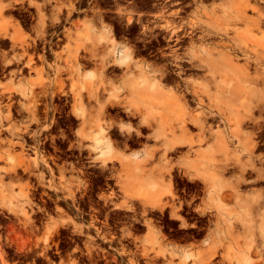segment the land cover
<instances>
[{"label":"rangeland","instance_id":"obj_1","mask_svg":"<svg viewBox=\"0 0 264 264\" xmlns=\"http://www.w3.org/2000/svg\"><path fill=\"white\" fill-rule=\"evenodd\" d=\"M2 1L0 264H117L113 258L123 256L132 257L140 264H146V258L149 260L147 263L155 261V264H264L262 211L251 212L254 221L244 231L238 220L242 212L234 206L231 192L222 205L212 206L208 191L202 184L186 179L175 166L172 173H176L178 180H169L167 174L163 182L144 187L133 181L127 182L126 187L131 192L127 195L117 185H113L112 190L107 188L105 179L98 174L102 173L98 160L108 154L101 155L95 149L88 156L86 151H79L80 121L69 120L74 94L80 92L84 115L96 118L98 109H95L96 100L91 90L97 86L100 87L99 94L108 92L112 85L121 82L127 72L123 63L115 61L116 52L112 44L131 51L136 62L162 65L164 43L152 40V35L160 31L152 27L151 19L157 14L166 15L168 11L161 12L157 0ZM177 1L169 8H178L177 19L193 18L195 3L192 0H173ZM128 15H132L129 24L126 22ZM142 23H146L145 26ZM148 29H153V34ZM101 45L107 46L106 51L111 53L101 55ZM18 83L25 84L23 89L33 83L30 84L32 91L36 90L33 98L24 96ZM58 83L62 85V92L57 87ZM51 85L54 87L50 88ZM28 108L35 111L33 120ZM103 114H99L102 129H106L109 118L112 121L116 119V125L128 122L123 111L107 110ZM97 124L92 125V135H99ZM50 134L54 135V144L48 139ZM127 135L112 136L116 140L111 151L130 158L132 163L135 155L142 159L146 150L154 145L148 132L140 128L134 127L130 136ZM83 141L84 144L90 143V138L86 136ZM176 154L171 155L175 164L178 160ZM52 161L62 166L61 171ZM117 162L108 161L107 167L118 170L120 165ZM156 163L157 159L153 158L145 165V170ZM48 167L53 169L51 176L47 172ZM228 175L225 174L226 177ZM169 183L176 195L175 205L178 202L183 205L178 211L180 219L164 218L168 207L161 214L151 206L160 199L170 198L166 193L159 194L167 190ZM245 189L264 190V182L247 178L240 187L242 192ZM225 190L227 193L230 191ZM108 191H114V194L110 195ZM102 196H107V199ZM201 208H205L204 212ZM217 213L231 224L233 235L226 234L227 225L216 224ZM143 220L151 221L150 230ZM150 238L156 242L151 243ZM142 244L146 246L147 255H142L141 259V254L134 252ZM155 252L163 255L154 257Z\"/></svg>","mask_w":264,"mask_h":264},{"label":"bare ground","instance_id":"obj_2","mask_svg":"<svg viewBox=\"0 0 264 264\" xmlns=\"http://www.w3.org/2000/svg\"><path fill=\"white\" fill-rule=\"evenodd\" d=\"M131 16L126 17L128 24L132 20ZM159 16H163L162 13ZM176 19H158L155 15L154 19H151L154 23L152 27H157L160 31L153 34V29L152 31L148 29L153 34L152 40L156 42L161 40L164 43L165 51L161 53L164 61L162 65H149L144 61L136 62L133 60L131 51L126 48H117L115 44H112V49L116 52L115 61L123 63L127 72L121 82L112 85L108 92L99 94L100 87L97 86L91 90L96 100L95 109H98L96 118L84 115L80 92L74 94L70 110L72 116L69 120L80 121L81 141L78 143V148L79 151H86L88 156L95 149H98L101 155L108 154L107 157L98 160L102 172L98 174H101V178L105 179L103 183L111 190L113 185H117L125 194H130V189L126 185L131 181L144 187L151 183L163 182L167 174L169 180L177 179L176 173V176L172 173L176 166L177 171L181 172L186 179L202 184L208 191L212 206L222 205L227 194L231 192L234 206L242 212L238 220L245 231L250 226V222L254 221L251 212L262 211L264 216V190L245 189L244 192L240 190L247 178L264 182V0L200 2L194 8L193 18ZM138 20L142 21L140 18ZM146 23H142V26ZM106 48L107 46L101 45V55L110 52L106 51ZM90 55L93 56V53L90 52ZM89 78H92V75ZM30 84L33 85V83ZM30 84L23 89L25 84L18 83V87L23 89L21 93L24 96L29 95L33 98L36 90L33 92ZM52 87L54 85L50 88ZM57 87L62 92L61 83H58ZM9 88L6 87V89ZM102 88L105 90L104 86ZM43 90V92L46 91L45 88ZM32 106H34L33 103ZM28 110H32L31 119H34V110L32 108ZM107 110L123 111L127 115L128 122L116 125V119L112 121L109 118L106 129H102L99 125V114L104 116L103 113ZM94 123H98L99 135L91 134ZM134 127L147 131L154 145L146 150L142 159H137L139 155H135L132 163L130 158H123L111 150L115 139L112 136H126V134L130 136ZM87 133L89 134L86 135ZM86 136L90 138V143L84 144L83 139ZM50 138L53 140L54 136ZM172 154L177 155L176 164L172 163ZM153 158L157 159L156 165L145 170V165ZM175 158L174 156V160ZM111 160L118 161L120 165L118 170L112 166L107 167L108 161ZM52 170L48 168L50 176L53 173ZM226 173H229L228 177L225 176ZM224 189L230 191L227 193ZM113 192L110 191V195H113ZM162 193H166L170 198L165 201L160 199L159 202H151V206L157 208L161 214L168 207L167 213L163 214L164 218L180 219L178 211L183 205L181 202L175 205L176 195L170 183L166 191L159 192V194ZM102 197L107 199V196ZM200 210L204 212L205 208ZM217 214L215 215L217 216L216 224L227 225L226 234L233 235L231 224H227L223 215ZM143 221L150 230L151 221ZM150 242L155 243L156 240L150 238ZM140 249L134 253L138 255L140 253L139 258L142 259V255L143 257L147 255L146 246L142 244ZM154 254L157 258L163 255L157 252ZM146 261H149L147 258L144 261L146 264L156 263ZM113 262L140 264L134 258L125 256L113 258Z\"/></svg>","mask_w":264,"mask_h":264},{"label":"flooded vegetation","instance_id":"obj_3","mask_svg":"<svg viewBox=\"0 0 264 264\" xmlns=\"http://www.w3.org/2000/svg\"><path fill=\"white\" fill-rule=\"evenodd\" d=\"M159 3H157L158 5H160V6H162V8H160V6H158V8H159V10L161 11V12H164V11H168V13L164 16L163 14V16H159L160 14H157V15H155V16H157V18L159 19V18H161V19H164V18H177L178 17V15H177V13H178V8H176V9H169L172 5H174V4H176V3H178L179 1H177V2H173V0H157ZM193 2H195V6H197V5H199V3L201 2V3H205V2H202L201 0H192ZM208 2H211V0H207ZM207 2V3H208ZM162 3H163V5H162ZM166 3V4H165ZM166 7H165V6ZM163 7L166 9H163ZM195 8V7H194ZM169 9V10H168ZM163 10V11H162ZM176 12V13H173V12ZM171 16V17H170ZM173 16V17H172ZM128 17V16H127ZM163 17V18H162ZM127 19V18H126ZM138 19V18H137ZM177 20H182V19H177ZM28 112H29V114L30 115H32V110H28ZM35 112V111H34ZM35 114V113H34ZM35 116V115H34ZM32 117H33V115H32ZM67 117V116H66ZM33 120V119H32ZM52 136H54V135H49V141H50V143H53L54 144V140L55 139H51L50 137H52ZM60 137H62V136H60ZM49 143V145L50 146H52L51 144ZM52 147H54L55 148V146L53 145ZM50 158H51V156H50ZM53 163H54V161H52ZM55 165H57L56 166V168L59 170V167H61L62 168V166L61 165H58L57 163H55ZM48 168H51V167H48ZM47 172H48V169H47ZM49 173V172H48ZM98 232H99V230H97ZM109 247H110V245H109Z\"/></svg>","mask_w":264,"mask_h":264},{"label":"crops","instance_id":"obj_4","mask_svg":"<svg viewBox=\"0 0 264 264\" xmlns=\"http://www.w3.org/2000/svg\"><path fill=\"white\" fill-rule=\"evenodd\" d=\"M2 1V0H1ZM3 2V1H2ZM2 8V7H1Z\"/></svg>","mask_w":264,"mask_h":264}]
</instances>
